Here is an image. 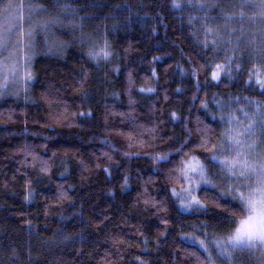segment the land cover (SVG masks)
<instances>
[{
    "label": "trees",
    "instance_id": "obj_1",
    "mask_svg": "<svg viewBox=\"0 0 264 264\" xmlns=\"http://www.w3.org/2000/svg\"><path fill=\"white\" fill-rule=\"evenodd\" d=\"M15 1L47 21L49 36L32 33L28 92L0 95V264H264L258 248L225 249V259L216 246L244 213L222 195L226 175L201 147L249 123L264 140V89L250 80L264 71L261 9ZM105 41L112 55L93 59ZM216 64L228 68L219 82ZM192 156L216 187H199L205 207L185 210L173 193Z\"/></svg>",
    "mask_w": 264,
    "mask_h": 264
},
{
    "label": "snow or ice",
    "instance_id": "obj_2",
    "mask_svg": "<svg viewBox=\"0 0 264 264\" xmlns=\"http://www.w3.org/2000/svg\"><path fill=\"white\" fill-rule=\"evenodd\" d=\"M59 3L60 0H57ZM246 4H251L253 0H244ZM31 0H29V4ZM259 8L261 9L260 15L264 16V0H259ZM13 7L16 8L17 12L24 7L23 3L13 4L12 0H0V57L4 59L0 60V78L4 80L3 87H7V76L10 74L12 76L16 75V62L9 63L12 60L14 53L8 52L10 45L9 37L18 25L11 19H4L5 13H11ZM174 7H180L179 3L174 4ZM23 19L21 15H17L15 20L18 21ZM209 32L212 29L208 30ZM20 35H24L20 32ZM28 38L30 40L31 33H28ZM17 44L21 43L18 39ZM215 44L216 41H213ZM8 55L5 56V53ZM262 59H264V49H260L258 53ZM89 55L93 59H104L107 60L111 55L110 46L105 41L104 45L99 48V51H91ZM27 63L30 64L31 57H24ZM264 68V64L259 66ZM211 71V79L219 82L222 75H228V68L226 64H216ZM24 79L31 81L33 79L30 70H26ZM251 81H254L260 88L264 89V71H259L253 69V74L250 77ZM154 89H141V91L152 92ZM252 103V101H249ZM206 107V105H205ZM83 115V113H81ZM245 115H247L245 113ZM221 120L225 118L220 117ZM237 118L232 116L228 123L235 121ZM260 124L264 126V120L260 121ZM211 131V129H207ZM255 123L247 125L243 131H237L234 128H229L224 135V141L216 147H212L206 138L202 143L201 147L212 153L210 159L215 161L220 168L224 171L230 179L234 178L236 183L233 184V190L223 192L222 195L232 196L233 199L239 200L242 205L243 217L239 219L238 225L234 232L230 234L227 238L226 243L216 242V246L220 249L221 254L228 259L230 252L225 251V249H240L241 251L253 249H259L261 255H264V140L257 142L255 137ZM252 137L250 140H245V135ZM262 134H264V128H262ZM226 141V143H225ZM258 149V151H257ZM255 151V156L253 152ZM219 153V154H217ZM223 157V158H222ZM167 156L158 157V159L167 160ZM47 163V162H42ZM183 167L180 169V173L185 179L189 181V187L184 188V193L187 194L189 203L181 204V206L188 210L193 206L203 208L205 205L197 199L192 193L196 191L201 185H209L210 187H216L212 180L209 179L207 175V170L205 164L195 156L186 159L182 162ZM47 172V169H43ZM243 178L244 184L246 186L245 191L239 190V182ZM174 195H179V193H173ZM26 199H30L26 197ZM200 246L207 251L205 242L203 240L198 241Z\"/></svg>",
    "mask_w": 264,
    "mask_h": 264
},
{
    "label": "rangeland",
    "instance_id": "obj_3",
    "mask_svg": "<svg viewBox=\"0 0 264 264\" xmlns=\"http://www.w3.org/2000/svg\"><path fill=\"white\" fill-rule=\"evenodd\" d=\"M253 3L255 4V7L257 9L259 8V0H253ZM13 4H16V1L13 2ZM17 15H21L23 19H20L18 21L15 20V17ZM11 18L17 25L19 31H17L16 28H13L12 33L10 34L9 37V42L10 45H13L12 47L9 48L8 52L14 53L15 55L12 57V60L9 61V63L16 62V75H8L7 76V87H3L4 80L0 78V95L3 96H17V95H23L26 94L29 90L30 84L33 82L27 81L24 79V75L26 70H30L32 73V68H31V63H32V58L30 64L26 62L24 57H31V53H33V38L31 37L30 40L28 38V33L34 34L36 33H44L46 34L45 36L48 37L49 34L47 32V27L48 23L45 24L47 21L44 18H41L36 14V11L34 8L31 6L26 7V9L23 7L22 9L17 12L16 8L13 7L11 13H5L4 19ZM263 21H264V16H263ZM20 32H22L24 35H20ZM20 40L21 43L17 44L16 41ZM8 52L5 53V56L8 55ZM30 55V56H29ZM4 59V57H0V60ZM250 124V123H249ZM248 124V125H249ZM237 131H243L244 126H239L234 128ZM245 140H250L252 137L248 136L247 134L244 137ZM255 151L253 152V156H255ZM183 179V185L180 187H177L178 190L174 191L175 193H179V195H175L176 199L179 201V204H188L189 199L186 193H184L183 189L189 187V181L185 179V177L182 176ZM211 180V179H210ZM227 184V187L225 188L226 191L233 190V184L236 183L234 178H229L226 175V178L224 179ZM201 186H209V185H201ZM200 186V187H201ZM198 189V188H197ZM196 189V191H197ZM239 190L240 191H245L246 186L244 184L243 178H241L239 182ZM196 191L192 193L196 197ZM193 206L192 208H194ZM183 208V207H182ZM189 210V209H188Z\"/></svg>",
    "mask_w": 264,
    "mask_h": 264
},
{
    "label": "bare ground",
    "instance_id": "obj_4",
    "mask_svg": "<svg viewBox=\"0 0 264 264\" xmlns=\"http://www.w3.org/2000/svg\"><path fill=\"white\" fill-rule=\"evenodd\" d=\"M21 3V2H20ZM16 4H19L18 2H16ZM24 4V3H23ZM25 5V4H24ZM49 46V45H48ZM30 56V55H29ZM33 53H31V58H33ZM33 80V79H32Z\"/></svg>",
    "mask_w": 264,
    "mask_h": 264
}]
</instances>
